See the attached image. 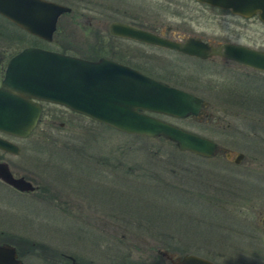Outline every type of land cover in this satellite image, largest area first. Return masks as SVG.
<instances>
[{
  "label": "rangeland",
  "instance_id": "obj_1",
  "mask_svg": "<svg viewBox=\"0 0 264 264\" xmlns=\"http://www.w3.org/2000/svg\"><path fill=\"white\" fill-rule=\"evenodd\" d=\"M55 1L71 10L58 16L48 41L0 17V78L8 57L30 44L87 58L110 55L112 47L122 49L116 54L122 58L138 51L161 56L169 63L160 72L194 70L189 85L207 101L209 113L165 118L212 138L219 148L201 156L44 102L33 132L14 139L19 152L2 153L43 190L19 193L0 182V239L16 243L23 264H69L52 259L39 244L87 264H169L155 248L191 252L219 264H264V71L222 64L220 58L199 63L132 47L97 24L113 18L160 20L264 49V23L195 0ZM226 150L243 157L233 163ZM79 205L90 214L87 225L66 215L67 210L82 214Z\"/></svg>",
  "mask_w": 264,
  "mask_h": 264
},
{
  "label": "water",
  "instance_id": "obj_2",
  "mask_svg": "<svg viewBox=\"0 0 264 264\" xmlns=\"http://www.w3.org/2000/svg\"><path fill=\"white\" fill-rule=\"evenodd\" d=\"M242 16L256 14L264 22V0H199ZM70 10L55 0H0V15L17 27L43 40H50L60 14ZM110 32L159 42L183 51L206 55L219 53L264 71V51L239 44H223L222 51L206 47L195 39L175 43L136 27L112 21ZM39 101L61 104L119 131L162 137L179 150L209 157L219 146L212 138L180 127L140 109L174 116L196 114L200 99L182 89L168 87L136 70L100 56L89 59L39 45H25L11 54L0 78V131L26 136L35 125ZM0 148L17 151L14 143L0 137ZM225 150V149H224ZM238 163L243 153L225 151ZM0 179L17 189L32 185L22 176H12L0 161ZM169 264H217L191 252L173 253L156 248ZM71 264H77L70 256ZM0 264H23L16 247L0 242Z\"/></svg>",
  "mask_w": 264,
  "mask_h": 264
},
{
  "label": "flooded vegetation",
  "instance_id": "obj_3",
  "mask_svg": "<svg viewBox=\"0 0 264 264\" xmlns=\"http://www.w3.org/2000/svg\"><path fill=\"white\" fill-rule=\"evenodd\" d=\"M195 1L200 3V4H203L205 6L211 7L213 9L217 10V11H220V12H223V13L224 12L231 13V14L239 17V18L256 17L259 21H261L257 17L256 14L250 15V16H242L240 14H236V13L231 12L227 8H223V7H220V6H217V5H213V4H210V3H207V2L199 1V0H195ZM70 10H71V7H70ZM112 21H118V22L130 25V26L136 27L138 29L150 32V33L156 35L159 38L166 39L168 41L175 42V43H183L186 40L195 39V40H197V41H199L201 43H204V45L206 47H210V48H213L215 50H219L220 52H223L222 51V45L226 44V43L227 44H239V45L247 46V47H250V48H253V49H258V50H263L264 51V49L261 48V47L251 46L249 44H246V43H243V42H238V41H230L228 39L209 37L206 34H204L203 32L189 31V30L181 28L180 26L171 25V24H168V23L165 24L164 22H161L160 20L156 21V22H153L150 19H143L144 22L143 21L142 22H134V21H125V20L113 18V19H111L109 21L104 20L102 23H97L99 28L102 27V25H103V28H105V30L107 31L108 34L113 35L114 37H117V38H121L123 40L131 41L132 45H133L132 47H135V45H137V47H149V48H154L156 50L167 51V52H170V53L174 54L177 57L184 58L186 61H198L199 63L200 62H206V61L213 62L214 58H220V61H221L222 64L225 61V62H231V64H235V65L244 66V67L252 68V69H255V70H259V69L247 66V65H245L243 63H240V62H238V61H236L234 59H231L229 57L223 56V55H221L219 53H210V54H206V55H199V54H196V53H190V52H187V51H183V50H180V49H177V48H174V47H171V46L159 43V42L147 41V40L135 38V37H132V36H127V35H122V34H118V33H113V32H110L109 27H108L109 23L112 22ZM261 22H263V21H261ZM111 42H112V40L110 41V43ZM99 45L101 46V45H104V44H99ZM105 46H106V48H108V46L106 44L104 45V47ZM131 50H133V49H131ZM116 54L117 55L122 54V49L121 48H117L116 49V47L115 48L112 47L111 50H110V55H106V54L103 53V54L97 55L95 58L100 57V56L108 57V58H110V59H112L114 61H117V62H119V63H121L123 65H126V66L136 70L140 74L150 78L151 80L156 81V83L164 84V85H166L168 87L182 89V90L187 91V92L191 93L192 95H194V96H196V97H198L200 99L199 110L197 111L196 114L188 113L185 116H174V115H170V114H166V113H162V112L149 111V110H146V109H140V110H142V111H144L146 113H149L151 115H154V116H156L158 118H161V119H164L166 121H169L171 123H174V122L166 119L165 117L176 118V119H181V118H200V117H203V116L209 114L205 110L207 101L204 99L203 96H201L199 93L194 91L192 89V87L189 85V84H191V81H192L191 79H193L192 76H195L194 75L195 74L194 70L189 71V70L185 69V70H182V72H184V73L181 74L182 73L181 71H179V70L177 71V70H175L173 68H169V70H165L164 72H160L159 68L165 67L169 63V61L165 60L161 56H156L155 55L153 57H150V56H147L148 54H146V55H144V53L140 54V51H138V53L137 52L128 53L127 56H125L123 58L120 57V56H116ZM85 58H87V57H85ZM95 58H89V59H95ZM225 65L227 66V64H225ZM232 67L233 66H231V65L227 66V68H230V69H234V70L239 69V68H232ZM154 69L158 70V71H154ZM239 70H241V69H239ZM260 71H262V70H260ZM187 79H189V81H187ZM196 79H197V76H196ZM200 84H201V82H200ZM44 102H48V101H39L40 111H39V114H38V118H37V121H36L35 125L32 127V129L28 133V135L31 132H33L35 127L38 125V123L42 119V117H41V114H42V111H43L42 104ZM49 103L61 106L64 109H66L67 111H69V112L79 113V112L73 111V110H71V109H69V108H67V107H65V106H63L61 104H57V103H53V102H49ZM79 114H82V113H79ZM82 115H84V114H82ZM91 119H93V118H91ZM58 123H59V125H62L63 121L61 120ZM100 123H102V122H100ZM174 124H176V123H174ZM176 125H178V124H176ZM178 126H180V125H178ZM180 127H182V126H180ZM124 133H126V132H124ZM128 134H133V133H128ZM28 135L22 137V136H18V135H14V134H10V133H6V132L0 131V137L1 138H4V139L14 143L16 145V147H17V151H15V152L4 150V149L0 148V161L4 162L7 165V168H8V170L11 173L12 176H15V177L22 176L23 178L29 180L31 185L33 186L32 189H30V190L17 189L13 185L9 184L8 182H5L2 179H0V182L2 184L6 185L7 187L11 188L12 190H14L16 192H19V193H29V192H33L34 193V192H38V194H41L43 188H42L40 183H36V182H33L32 180H30L25 174L22 173V171L17 170L16 165L10 164L5 158L2 157V153L3 154H5V153L6 154H8V153L17 154L19 152V148L20 147L17 144V142L14 141V139L15 138H17V139L25 138ZM137 135H139V134H137ZM79 207H81V206L79 205ZM81 208L83 209V213L82 214H75L73 212L70 213L69 210H67L66 211V215L70 216V217H75L80 222H83L84 224L87 225L89 223V221L86 218L88 216H90V214L89 215L88 214H84V212L86 211L85 207L82 206ZM84 224H82V225L86 226ZM81 226H79V227L83 228ZM3 231L4 230L0 229V233L3 232ZM1 241H6L7 242V240H4V239H0V242ZM34 243H35V241L32 242V244H34ZM39 246H40L39 248L45 250L47 252V254L52 259L55 258V256H57V259H66V260H68L69 264H71L70 256H72L75 259L77 264H87L86 262L82 263L81 261H77L76 260L77 256H75V254L58 251V249L55 246H51L49 244H39ZM155 252H156V248H155ZM18 255L20 256L19 253H18ZM210 260L216 262L215 260H213L211 258H210ZM216 263L219 264L218 262H216Z\"/></svg>",
  "mask_w": 264,
  "mask_h": 264
},
{
  "label": "trees",
  "instance_id": "obj_4",
  "mask_svg": "<svg viewBox=\"0 0 264 264\" xmlns=\"http://www.w3.org/2000/svg\"><path fill=\"white\" fill-rule=\"evenodd\" d=\"M0 17H2L3 19H6L5 17H3V16H1V15H0ZM21 30H22V29H21ZM23 32H25V31L23 30ZM33 37H34V39H36V40L42 41V39H40V38H38V37H35V36H33ZM32 44H35V42L32 43ZM160 138H162V137H160ZM162 139H164V138H162ZM165 140H166V139H165ZM167 141H168V140H167ZM169 142H170V141H169ZM170 143H171V142H170ZM171 144H172V143H171ZM7 242H10L11 244H13V245L16 247L18 253L21 254V253H20L21 250H20L19 247L16 245V243H14V242H12V241H8V240H7ZM29 244L33 245L32 242H30ZM159 256H160V255H159ZM127 264H130V263L128 262Z\"/></svg>",
  "mask_w": 264,
  "mask_h": 264
}]
</instances>
